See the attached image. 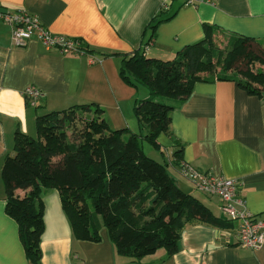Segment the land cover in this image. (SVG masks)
I'll return each mask as SVG.
<instances>
[{
    "label": "crops",
    "instance_id": "obj_1",
    "mask_svg": "<svg viewBox=\"0 0 264 264\" xmlns=\"http://www.w3.org/2000/svg\"><path fill=\"white\" fill-rule=\"evenodd\" d=\"M0 7L38 16L51 32L79 41L83 50L62 53L36 38L15 47L10 26L0 22V173L6 157L15 154L16 132L33 135L40 110L87 104L102 108L113 129L139 127L134 108L148 91L121 77L122 54L140 49L149 57L172 59L204 38L205 24L226 36L254 38L264 48V0H173L169 8L162 7V0H0ZM155 18L162 21L154 33L150 24ZM28 86L43 94L38 107L27 103ZM171 115L170 129L182 145V160L202 172L238 180L247 209L264 219V101L235 81H200ZM158 142L169 160L174 141L161 133ZM170 168L194 193L196 188ZM2 183L0 264H35L27 258L18 223L6 213ZM197 191L200 195H195L221 217L220 198ZM17 193L23 196L25 191ZM43 200L40 264H264V245L258 250L240 245L234 222L190 223L176 252L160 248L134 260L116 252L106 228L98 242L76 239L58 190L45 189Z\"/></svg>",
    "mask_w": 264,
    "mask_h": 264
},
{
    "label": "trees",
    "instance_id": "obj_2",
    "mask_svg": "<svg viewBox=\"0 0 264 264\" xmlns=\"http://www.w3.org/2000/svg\"><path fill=\"white\" fill-rule=\"evenodd\" d=\"M161 21L155 18L150 24L154 33ZM204 33L202 40L185 46L172 59L149 57L140 49L122 54L121 77L148 91L134 108L139 132L111 128L102 108L87 104L39 114L35 136L16 132L15 154L6 157L1 174L6 213L18 223L31 262L41 263L45 189L59 191L76 239L98 242L106 228L116 252L134 260L160 248L176 252L190 223L231 222L177 186L169 169L180 171L185 162L182 145L170 129L171 114L200 81H235L264 101V48L254 38L226 36L208 24ZM220 34L228 41L223 49L216 44ZM161 133L176 146L164 162L142 149L146 139L160 150Z\"/></svg>",
    "mask_w": 264,
    "mask_h": 264
},
{
    "label": "built area",
    "instance_id": "obj_3",
    "mask_svg": "<svg viewBox=\"0 0 264 264\" xmlns=\"http://www.w3.org/2000/svg\"><path fill=\"white\" fill-rule=\"evenodd\" d=\"M205 0H188L189 4H197ZM173 0H162V7L169 8ZM0 22L11 28L12 44L24 47L33 39H38L46 48H58L62 53H82L81 43L67 36L56 34L46 28L38 16L27 11L6 12L0 10ZM27 103L36 106L42 98V92L35 86L24 90ZM179 174L187 179L196 189L204 193L218 196L221 200L222 214L237 224V239L240 245L258 250L264 245V219L252 214L239 195L240 182L225 176H217L210 172H202L185 163Z\"/></svg>",
    "mask_w": 264,
    "mask_h": 264
},
{
    "label": "rangeland",
    "instance_id": "obj_4",
    "mask_svg": "<svg viewBox=\"0 0 264 264\" xmlns=\"http://www.w3.org/2000/svg\"><path fill=\"white\" fill-rule=\"evenodd\" d=\"M227 43H228V41H227V37L224 36V35H222V34H220L219 37H218L217 40H216V44H217V46H218L219 48L223 49V48H225V47L227 46ZM151 57H153V56H151ZM43 113H46V112H44V111H42V110L39 111V114H43ZM134 129H135V130H132V129L130 128L129 130L132 131V132H139V129H140V128L136 126ZM32 134H33V136H35V135H36V131H34ZM142 149H143L144 153H145L147 156H149V157L155 159L156 161L164 162V160H168V158H167L165 155H163V154L161 153V151H159L158 149H156V148L154 147V145H153L152 143H150V142H149L148 140H146V139H143V140H142ZM169 171H170L172 174H174L173 169L170 168ZM0 174H1V173H0ZM183 179H185V178H183ZM186 181H187V179H186ZM2 182H3V180H2V177H1V175H0V183H2ZM2 184H3V183H2ZM194 194H196V195H200L199 192L197 191V189L194 190Z\"/></svg>",
    "mask_w": 264,
    "mask_h": 264
},
{
    "label": "water",
    "instance_id": "obj_5",
    "mask_svg": "<svg viewBox=\"0 0 264 264\" xmlns=\"http://www.w3.org/2000/svg\"><path fill=\"white\" fill-rule=\"evenodd\" d=\"M0 10L4 12L7 11L6 8H1V7H0ZM176 184L179 187V189L186 194H189L193 191V187L182 180L177 179ZM221 218L226 219V217L223 214L221 215Z\"/></svg>",
    "mask_w": 264,
    "mask_h": 264
}]
</instances>
